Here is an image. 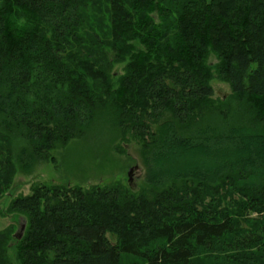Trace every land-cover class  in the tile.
<instances>
[{"label":"trees","instance_id":"1","mask_svg":"<svg viewBox=\"0 0 264 264\" xmlns=\"http://www.w3.org/2000/svg\"><path fill=\"white\" fill-rule=\"evenodd\" d=\"M99 118L143 185L14 197L19 264H264V0H0V194Z\"/></svg>","mask_w":264,"mask_h":264},{"label":"rangeland","instance_id":"2","mask_svg":"<svg viewBox=\"0 0 264 264\" xmlns=\"http://www.w3.org/2000/svg\"><path fill=\"white\" fill-rule=\"evenodd\" d=\"M208 60L215 65L218 58L215 53H211ZM124 64H111L110 72L121 75ZM209 83L213 88V99L224 98L230 93L227 80L217 74ZM102 119H97L83 136L73 138L65 145H56L49 151L46 159L36 161L28 169L16 166L8 189L0 194V235H3V231L8 232V237L0 236V257L6 261L5 264H19L15 247L8 249L7 246L12 234L19 232L21 226H24L22 234L25 229L23 219L18 221L16 215L9 211V202L14 197L28 195L33 186L55 183L87 188L94 184H121L135 191L143 185L145 168L137 142L130 135L123 138L117 128ZM21 145L20 141L13 142V155L19 151ZM129 168H132L130 176ZM108 236L111 241L115 240L112 235ZM124 259L137 260L130 256H125Z\"/></svg>","mask_w":264,"mask_h":264},{"label":"water","instance_id":"3","mask_svg":"<svg viewBox=\"0 0 264 264\" xmlns=\"http://www.w3.org/2000/svg\"><path fill=\"white\" fill-rule=\"evenodd\" d=\"M131 170H132V168H129V169H128V176H130V171H131ZM23 227H24V226H21L20 231L14 234V236H15L17 239H19V238L22 236Z\"/></svg>","mask_w":264,"mask_h":264}]
</instances>
